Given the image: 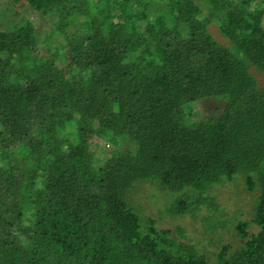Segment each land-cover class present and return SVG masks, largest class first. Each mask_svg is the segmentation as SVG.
Wrapping results in <instances>:
<instances>
[{
    "label": "trees",
    "instance_id": "trees-1",
    "mask_svg": "<svg viewBox=\"0 0 264 264\" xmlns=\"http://www.w3.org/2000/svg\"><path fill=\"white\" fill-rule=\"evenodd\" d=\"M21 1L67 66L14 39L20 11L0 20V264H209L136 210L144 182L173 195L161 215L234 225L243 244L215 264H264V0ZM90 134L117 144L102 155ZM239 178L246 219L212 192Z\"/></svg>",
    "mask_w": 264,
    "mask_h": 264
},
{
    "label": "rangeland",
    "instance_id": "rangeland-1",
    "mask_svg": "<svg viewBox=\"0 0 264 264\" xmlns=\"http://www.w3.org/2000/svg\"><path fill=\"white\" fill-rule=\"evenodd\" d=\"M4 10H7L8 14L3 18L2 13ZM12 10L20 11L29 21L28 29L24 31L23 35L22 33H15L14 39L16 41L26 42L31 37L28 33L32 32L35 36L34 41H36L35 46H33L36 58H39L46 67L63 71L65 66H67V62L62 61V57L58 55H61L63 52L61 43L57 40L51 42L49 34L55 32V27L52 25L51 21L46 19V21L43 22L36 14L26 12L23 1L21 0H10V3L6 0H0V20L3 19L4 22H7L9 18L11 19L14 17ZM15 19L17 21L19 20L17 18ZM213 31L218 38L222 39L218 29L213 28ZM46 33H48V35ZM260 78L263 80L264 77L260 76ZM195 112L196 111L191 112L192 115H195ZM89 139L92 144V149L96 151L100 150L101 152V149L105 148L104 152H101L102 155L104 154L105 156L108 155V151L117 144L116 140L100 141L94 134H90ZM138 185L137 189L133 192L135 203L139 204V208H136V210L142 214L157 217L159 220L157 224L158 227L174 229L181 226L184 229L183 232L185 233L186 240L194 243L201 251L207 253L209 264H215V254L218 253L222 244H231L233 252L243 244L233 224L213 234L210 230L205 229L203 218L208 214L206 206H203L198 216H192L190 214L182 216H173L169 214L161 215L163 214L161 212L169 206L170 199H173V195H171V197L164 195V192L160 191L157 185L151 182L139 183ZM212 192L217 195V201L224 209L223 212H228L231 214L230 216H234L237 219H246L250 217V207L255 201L257 192L249 191L245 186L243 178L217 185ZM174 194L177 195V193ZM174 235L178 237L176 233H174Z\"/></svg>",
    "mask_w": 264,
    "mask_h": 264
}]
</instances>
